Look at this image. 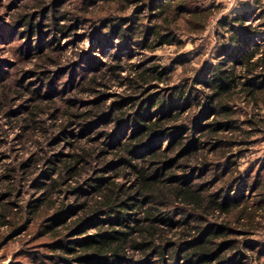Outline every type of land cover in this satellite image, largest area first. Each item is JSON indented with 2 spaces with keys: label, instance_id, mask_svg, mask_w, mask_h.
I'll return each instance as SVG.
<instances>
[{
  "label": "trees",
  "instance_id": "trees-1",
  "mask_svg": "<svg viewBox=\"0 0 264 264\" xmlns=\"http://www.w3.org/2000/svg\"><path fill=\"white\" fill-rule=\"evenodd\" d=\"M102 3L107 9L99 19L106 30L97 47L114 38L123 44L92 69L119 80L128 92L112 105L97 99L86 111L69 113L105 139L63 160L58 179L37 184L42 196L13 209L2 201L10 192L0 193V241L2 229L30 232V241L46 239L49 255L65 263L150 264L156 257L160 264H264V246L247 239L264 209V194L252 198L263 186L260 172L238 171V159L264 127V39L256 41L264 18L255 26L248 12L220 20L226 41L213 47L215 61L191 66V75L185 74L187 59L162 63L152 55L150 64L123 76L127 42L150 52L180 45L179 33L200 34L216 4ZM131 5L135 19L117 15ZM18 21L27 32L36 26L24 14ZM177 64L183 73L173 79ZM30 115L25 127L34 133L38 120ZM5 177L13 184L12 174ZM68 179L74 184L64 190Z\"/></svg>",
  "mask_w": 264,
  "mask_h": 264
},
{
  "label": "rangeland",
  "instance_id": "rangeland-1",
  "mask_svg": "<svg viewBox=\"0 0 264 264\" xmlns=\"http://www.w3.org/2000/svg\"><path fill=\"white\" fill-rule=\"evenodd\" d=\"M195 1L216 4L200 34L179 33L182 44L164 45L153 52L130 40L123 49L129 54L120 73L133 76L135 70L150 64L151 56L156 55L154 60L162 63L173 58L187 59L185 74L191 75V66L215 61L213 47L226 41L229 33L219 24L220 20L248 12L251 25L255 26L264 18V0ZM106 9L102 0H0V193L10 192L5 193L2 201L12 202L13 209L42 196L43 190L37 184L58 179L61 162L70 154L105 139L96 131L82 128L81 120L69 117V113L84 112L97 99L112 105L128 92L119 80L102 76V70L92 69L96 63L110 61V54L123 44V39L114 38L97 47L98 37L106 30L99 19ZM135 10L136 6L131 5L124 11L117 10V15L135 19ZM21 14L36 24L32 31L27 32L26 23L18 21ZM59 26L65 27L64 31ZM256 39L263 42L264 26L259 27ZM182 70V65L177 64L173 79ZM93 75H98L95 82L91 81ZM151 90L154 92L157 88ZM36 92L46 96L39 97ZM32 113L39 126L34 133L25 127L30 123L25 118ZM261 114L264 116V106ZM68 118L71 124H66ZM252 138L254 142L238 159V171L240 176L260 172L263 186L252 196L254 199L264 194V127ZM94 167L96 170L97 166ZM9 173L13 184L5 177ZM72 184L74 181L68 179L61 187L65 190ZM64 194L71 198L68 191ZM254 223L247 239L264 246V209L256 213ZM5 231L2 229L6 236L0 241V264H79L51 257L44 245L46 239L30 241V232L9 235ZM150 261V264H160L156 257Z\"/></svg>",
  "mask_w": 264,
  "mask_h": 264
}]
</instances>
